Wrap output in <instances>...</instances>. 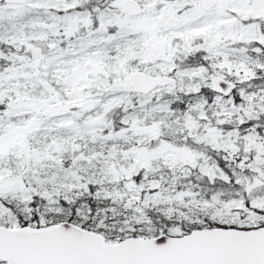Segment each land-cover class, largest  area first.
<instances>
[{
	"label": "snow or ice",
	"instance_id": "snow-or-ice-1",
	"mask_svg": "<svg viewBox=\"0 0 264 264\" xmlns=\"http://www.w3.org/2000/svg\"><path fill=\"white\" fill-rule=\"evenodd\" d=\"M0 264H264V0H0Z\"/></svg>",
	"mask_w": 264,
	"mask_h": 264
}]
</instances>
